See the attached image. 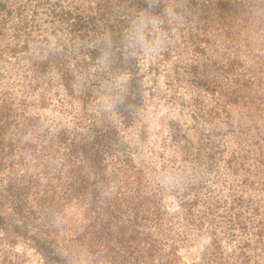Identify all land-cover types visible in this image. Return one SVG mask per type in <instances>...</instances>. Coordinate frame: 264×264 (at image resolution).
<instances>
[{"label":"rangeland","instance_id":"1","mask_svg":"<svg viewBox=\"0 0 264 264\" xmlns=\"http://www.w3.org/2000/svg\"><path fill=\"white\" fill-rule=\"evenodd\" d=\"M146 1L0 0V96L11 98L18 113L21 83L30 73L20 59L25 53L16 60L9 49H20L26 40L33 41L29 54L40 60L68 45L75 65L89 61L87 46L70 42L69 27L55 8L111 23L124 11L135 30L143 17L135 45L125 48L140 52L134 71L143 102L131 123L121 118L118 104L134 73L126 64L105 66L94 81V116L104 131H117L119 142L136 150L144 191L160 194L167 223L183 237V264H264V0H215L216 6L184 0L192 12L175 40L160 33L159 25L166 6L183 0H164L162 9ZM50 106L42 112L52 129L76 121L80 112L76 106L63 109L59 97ZM196 193L208 209H197L190 215L195 223L187 226L180 204ZM0 264L41 259L25 242L0 240Z\"/></svg>","mask_w":264,"mask_h":264},{"label":"trees","instance_id":"2","mask_svg":"<svg viewBox=\"0 0 264 264\" xmlns=\"http://www.w3.org/2000/svg\"><path fill=\"white\" fill-rule=\"evenodd\" d=\"M146 4H162V9L164 0ZM176 4L188 18L189 2ZM54 14L67 23L71 43L87 46L89 61L75 65L68 45L44 60L29 54L33 41L9 49L30 76L21 83L18 113L11 98L0 96V240L25 242L36 249L41 264H75L63 249L76 264H183V237L167 223L160 194L144 191V173L134 165L136 150L119 142L117 131H104L94 116V81L105 66L126 64L134 73L118 104L121 118L131 123L143 102L142 82L134 71L140 52L125 50L135 45L137 35L129 14L123 11L115 23L66 9L55 8ZM160 23V33L175 40L182 20L164 16ZM18 54L24 55L19 59ZM3 80L0 71V86ZM56 97L63 109L76 106L80 112L76 121L52 129L42 111ZM180 207L192 226L190 215L207 210L208 204L196 193Z\"/></svg>","mask_w":264,"mask_h":264},{"label":"clouds","instance_id":"3","mask_svg":"<svg viewBox=\"0 0 264 264\" xmlns=\"http://www.w3.org/2000/svg\"><path fill=\"white\" fill-rule=\"evenodd\" d=\"M179 7V5H177L175 2H171L169 3L166 8H165V13L164 15L167 17H170L173 20H182L183 16L181 15V13L177 12L176 9ZM153 24H156L157 21L155 19L152 20ZM144 26V18L141 17L140 21H139V28L137 29L142 30ZM142 38V37H141ZM154 50V49H153Z\"/></svg>","mask_w":264,"mask_h":264}]
</instances>
